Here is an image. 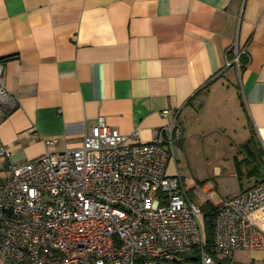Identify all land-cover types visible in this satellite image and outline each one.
<instances>
[{
    "label": "crops",
    "instance_id": "crops-1",
    "mask_svg": "<svg viewBox=\"0 0 264 264\" xmlns=\"http://www.w3.org/2000/svg\"><path fill=\"white\" fill-rule=\"evenodd\" d=\"M236 48L247 55L228 67ZM0 69L16 101L0 108V147L12 164L80 148L101 116L148 144L177 112L183 137L174 146H188L213 109L218 132L233 135L214 147L221 161L196 179L171 159L168 176H180L200 208L257 185L242 147L253 135L264 154V0H0ZM34 133L58 143L47 149ZM253 219L264 232V209ZM236 253L264 264V250Z\"/></svg>",
    "mask_w": 264,
    "mask_h": 264
},
{
    "label": "built area",
    "instance_id": "built-area-1",
    "mask_svg": "<svg viewBox=\"0 0 264 264\" xmlns=\"http://www.w3.org/2000/svg\"><path fill=\"white\" fill-rule=\"evenodd\" d=\"M235 53L228 67L247 55ZM15 106L0 81V108ZM172 116L148 144L138 142L137 132L112 130L101 116L77 149L47 150L12 164L0 147L2 264H229L236 252L264 250V232L253 219L264 209L263 184L207 214L188 197L180 176H168L174 144L183 137L178 113ZM33 138L47 149L58 143L37 133Z\"/></svg>",
    "mask_w": 264,
    "mask_h": 264
},
{
    "label": "rangeland",
    "instance_id": "rangeland-1",
    "mask_svg": "<svg viewBox=\"0 0 264 264\" xmlns=\"http://www.w3.org/2000/svg\"><path fill=\"white\" fill-rule=\"evenodd\" d=\"M230 73L233 70L229 71ZM237 80V78H236ZM235 85L237 84L234 82ZM215 112L217 110L208 111L207 113H203L200 118H204L202 125L200 126L201 131L199 133V139L192 141L190 145L187 146V140H185L182 144H176L174 146V160L180 159V167L184 170L185 175L199 179L200 176L204 175L206 171L212 170V166L214 163H218L221 161V152L215 150L214 147H220L222 142L226 140L233 142V135L230 133H219L217 127L219 125V120L215 117ZM206 119V121H205ZM193 131L195 130V126L192 125ZM198 136V135H197ZM232 139V140H230ZM199 140L203 142V145L199 143ZM224 148V147H223ZM234 152V151H233ZM235 154V153H233ZM168 173L171 172V167H168ZM202 199V198H201ZM201 199H199L198 203H201ZM247 260V256L245 253H236L234 255L233 261L236 264H244ZM184 264H197L195 262L186 261Z\"/></svg>",
    "mask_w": 264,
    "mask_h": 264
},
{
    "label": "trees",
    "instance_id": "trees-1",
    "mask_svg": "<svg viewBox=\"0 0 264 264\" xmlns=\"http://www.w3.org/2000/svg\"><path fill=\"white\" fill-rule=\"evenodd\" d=\"M241 58V57H240ZM241 61V59H239ZM243 152L247 155V159L243 161L244 166L249 169V175L257 178V185H264V154L256 136L253 135L242 147ZM207 214L215 213L216 207L207 205L201 208ZM207 243L210 248L211 244V226L207 225Z\"/></svg>",
    "mask_w": 264,
    "mask_h": 264
}]
</instances>
